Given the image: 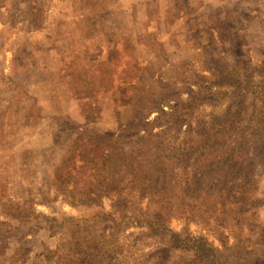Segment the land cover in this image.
Segmentation results:
<instances>
[{"label":"rangeland","instance_id":"1","mask_svg":"<svg viewBox=\"0 0 264 264\" xmlns=\"http://www.w3.org/2000/svg\"><path fill=\"white\" fill-rule=\"evenodd\" d=\"M225 128L247 140L233 166L203 177L195 149L171 151L208 196L174 200L217 211L182 205L169 225L208 239L207 264H264V0H0V264H58L88 217L120 231L104 264H194L192 244L170 250L134 216L105 215L118 196L98 190L104 161L82 170L78 155Z\"/></svg>","mask_w":264,"mask_h":264},{"label":"trees","instance_id":"2","mask_svg":"<svg viewBox=\"0 0 264 264\" xmlns=\"http://www.w3.org/2000/svg\"><path fill=\"white\" fill-rule=\"evenodd\" d=\"M216 120L219 119L217 118ZM233 135L225 128L218 130L213 135L203 137L200 130L198 134L196 133L194 137L192 136L191 141H194V144L184 141L177 145L178 143L171 138L166 139L163 133L151 132L147 136L149 137L148 140H146L147 137L142 139L143 147L140 153L134 150L125 151L121 149L105 154L101 143L96 146H90L89 149H86L88 144L84 143L80 150L82 154H79L78 157L80 159L83 158L84 166L81 167L82 170L88 161V165L96 162L95 160H97V163L101 162V160L104 161V165L96 172L98 190H101L100 194L103 192L106 194L107 190L116 191V196H118L117 201L110 200L109 203L113 212H108L109 214L105 215L116 218H128L132 215L134 216V221L140 227L147 228L148 231L143 234L161 237L164 243L170 246V250H176L178 247L181 248L184 245L190 246L189 244H192V247L197 252V257L193 260V263L207 264L208 262L217 261L219 259L218 253L220 252L208 242L206 237H185L181 232L172 230L169 223L173 216L168 215L175 209L185 205L190 210L202 211L204 216H200V218L204 220L205 214H211L213 213L212 210L217 211V208L211 207L207 202L202 204L198 202L192 204L187 200L180 202L179 196L177 200H174L178 193L188 194L192 186L196 187L197 193L200 194L198 199L206 201L208 196H206L207 193L202 188V184L196 185L199 183L197 177L184 173L186 169L183 171L175 170L172 165L171 151L183 148V154H185L188 148L195 149L194 154L197 155L196 157L200 160L203 167L198 169L203 173L204 177L214 168L219 167V165L225 163L233 166L239 162V158L243 160L239 155L242 154L243 147H246L245 143L247 140H244V137L241 138L240 135V137ZM77 145H79V142L76 143V147ZM239 148L241 150H238ZM75 149L72 150L74 157L77 155ZM91 154L94 155L87 160ZM184 158L186 159V157ZM244 159L250 160L246 156H244ZM231 166L230 168L233 169L234 167ZM95 167L98 168V166ZM113 170L114 177H112ZM125 175L130 176V182L122 187L120 183L123 182ZM109 176L113 180H110ZM115 177L119 178L116 179ZM124 192L127 196H123ZM100 206L104 207L103 204H100ZM98 225L99 223L94 222L91 217L85 218L83 227H79L78 235L66 245L64 252H60L58 255L59 260L57 263L104 264L109 259H114L118 254L114 241L119 242L117 234L120 231L112 232L109 237H106L100 228L97 227Z\"/></svg>","mask_w":264,"mask_h":264}]
</instances>
